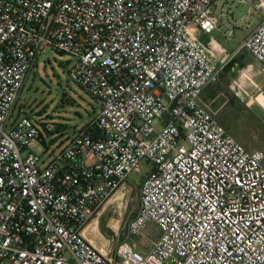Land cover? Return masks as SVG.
<instances>
[{
  "label": "built area",
  "instance_id": "2783aa9c",
  "mask_svg": "<svg viewBox=\"0 0 264 264\" xmlns=\"http://www.w3.org/2000/svg\"><path fill=\"white\" fill-rule=\"evenodd\" d=\"M216 1L0 0V264H264V152L203 98L233 59L197 35L218 29ZM237 1L262 21L234 55L264 66V0ZM49 50L98 109L71 136L17 109ZM248 98L264 126V90ZM148 165L127 232L154 223L160 237L144 253L96 247L86 231Z\"/></svg>",
  "mask_w": 264,
  "mask_h": 264
},
{
  "label": "rangeland",
  "instance_id": "374dc122",
  "mask_svg": "<svg viewBox=\"0 0 264 264\" xmlns=\"http://www.w3.org/2000/svg\"><path fill=\"white\" fill-rule=\"evenodd\" d=\"M225 1L227 0H223ZM237 6L240 13L246 17L244 25L249 22L256 25V22H260L258 13L249 3H237ZM233 15L234 12L229 14L230 17ZM235 30L231 39L223 36L222 33H214L212 37L232 52L236 50L239 38L244 35L242 28ZM209 36L211 35L207 37ZM208 38L205 42L215 49L213 38L212 40ZM71 60L66 54L60 55L50 50L43 52L17 104L18 110L32 117L48 116L58 129H65L69 136L73 135L77 128L90 125L98 110L94 100L71 81L68 74L73 64ZM253 60L251 61L249 54H245L237 61L231 60L226 65L220 74L218 83L211 87L218 95L214 100L213 111L225 130L247 151L261 150L264 152L262 111L258 106H248L249 94L254 93L257 88L264 90V66ZM211 91V95H214ZM34 151L39 150L35 147ZM61 151L62 147L54 145L45 153L59 155ZM150 169L151 166L148 165L142 172L130 174L126 183L129 188L126 195L123 196L120 190L111 200L112 210L109 213L107 226L112 236L107 242L108 249H114L128 241L136 242L138 251L144 253L160 237V230L154 223H149L136 236H129L127 232L128 223L134 218L140 206V184L146 176V171ZM90 232L103 241L107 239L99 232L97 223L92 225Z\"/></svg>",
  "mask_w": 264,
  "mask_h": 264
},
{
  "label": "crops",
  "instance_id": "0c3cea01",
  "mask_svg": "<svg viewBox=\"0 0 264 264\" xmlns=\"http://www.w3.org/2000/svg\"><path fill=\"white\" fill-rule=\"evenodd\" d=\"M238 1L237 0H227L225 2H223V0H217L214 6V13L219 16L220 20H219V25H218V29L215 30L213 33L209 34L211 36H209V38L207 37V34H204L202 32H198V37L199 39L204 42L210 49V51L212 52V54L214 56H216L218 64H221V62L223 61V59L225 57H232L233 56V61H237V59L245 54L248 53H240L237 55H234V53L236 52V50L242 45V43L244 42V40L250 35L251 32H253L256 27L260 24V22L262 21V17L260 14H258V16L260 17V22H256L257 24L253 25L251 22L247 23L246 25H244L246 23V17L244 15H242L239 11V7L237 6ZM239 4V3H238ZM234 15L233 17L229 16V14L233 13ZM256 12V11H255ZM242 28L243 34L239 40H238V44H237V48L234 51H228L224 46L221 45V43H217L215 40V38L212 37V34L217 33V34H223V36H227V38L231 39L233 38L234 34H235V29H240ZM232 31V33H230ZM204 35H207L206 37H204ZM206 38L211 39L213 38L214 42H215V49H213L210 45H208L205 40ZM250 55V54H249ZM251 56V55H250ZM252 59H254L251 56V61ZM253 61L256 62V60L254 59ZM258 63V62H257ZM220 79V78H219ZM218 82L214 83L217 84ZM213 84H211L205 91L204 93V101L206 103L210 102L211 100H215L218 95L216 92L213 91V89L211 88ZM212 89V91H211ZM210 91L214 94L211 95ZM262 111V110H261ZM263 114V113H262ZM128 187L127 185L121 190L123 193V196L126 195L127 191H128ZM114 199V198H113ZM112 199V200H113ZM111 201L109 202V204L106 207H110L111 206ZM105 207V209H107ZM97 224H98V220H97ZM94 225V224H93ZM92 227V226H91ZM90 227V228H91ZM90 228L86 231V238L93 243L96 247L102 249L103 251L107 252L108 249V243L109 240L106 239V241H103L102 239H100L97 235L93 234L92 232H90ZM108 240V241H107Z\"/></svg>",
  "mask_w": 264,
  "mask_h": 264
},
{
  "label": "water",
  "instance_id": "95a60500",
  "mask_svg": "<svg viewBox=\"0 0 264 264\" xmlns=\"http://www.w3.org/2000/svg\"><path fill=\"white\" fill-rule=\"evenodd\" d=\"M112 207L105 209L98 218V229L99 232L107 239L111 238L112 234L107 226V220Z\"/></svg>",
  "mask_w": 264,
  "mask_h": 264
}]
</instances>
